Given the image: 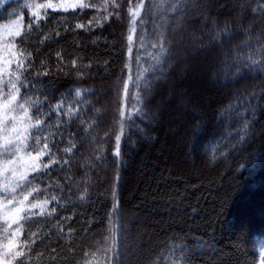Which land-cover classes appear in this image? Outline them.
Segmentation results:
<instances>
[{
	"label": "trees",
	"instance_id": "trees-1",
	"mask_svg": "<svg viewBox=\"0 0 264 264\" xmlns=\"http://www.w3.org/2000/svg\"><path fill=\"white\" fill-rule=\"evenodd\" d=\"M83 2L42 11L38 23L25 0L0 6V89L7 98L8 81L17 83L33 125L20 153L30 183L11 204L3 191L17 181L0 155V262L261 264L264 17L248 21L261 25L251 35L233 27L195 44L182 15L201 0H180L177 13L176 0H145L135 31L129 9L139 0ZM213 3L218 22L230 19ZM179 53L190 61L183 71ZM45 140L53 156L33 171L28 152ZM10 241L23 256H5Z\"/></svg>",
	"mask_w": 264,
	"mask_h": 264
},
{
	"label": "snow or ice",
	"instance_id": "snow-or-ice-1",
	"mask_svg": "<svg viewBox=\"0 0 264 264\" xmlns=\"http://www.w3.org/2000/svg\"><path fill=\"white\" fill-rule=\"evenodd\" d=\"M79 6L80 8H87L89 5L84 3L83 0H79V4H61V8H63L64 11H68L69 7L72 8V10H75ZM183 7V5L180 4V0H176V3L172 5V11L174 13H177L180 11V9ZM188 7L191 9V11H188L182 15V19L186 21V23L192 25L194 27V32L192 34V39L194 40L195 44H201L203 38H208L209 40H218L220 38L221 33L224 36H229L232 34L233 27L238 31L242 32L247 35H251L255 32H257L258 29H260L261 25L257 23H249L248 21L251 19L252 21H256L258 18L264 17V0H231L230 5H225L223 3V0H221L220 7H229L230 8V19H228L226 22L221 24L217 20V14L212 12V9L216 7V5L213 3V0H207V2H201L196 4H190ZM37 9H53V10H59L56 9L55 6L48 2L46 4H38L36 5ZM145 8V0H139V3L135 7V11L133 9H129V12L132 15V31H135V23L136 18L140 16L141 9ZM33 16L36 18V23L39 22V11H36L33 13ZM30 26L32 22L30 21ZM89 23H92L91 21ZM264 23V21H262ZM200 24L203 25L199 29V37L195 35V25ZM78 28H84L85 25L78 24ZM16 36H19L20 33L16 32ZM129 40L132 39L131 36L128 37ZM156 47V45H153ZM160 47H163V44L159 45ZM30 55V54H29ZM59 55V54H58ZM73 64H75V61H73ZM20 67H23L21 64ZM19 77H16V80L19 81ZM8 84L10 85L9 91L7 93V98H3V90L0 89V136L3 137V145L2 152H0V155H3L6 157L5 164L7 165L6 171H10L12 174L13 180H16V184L14 187L11 188L9 191L7 185L4 188L3 195L5 198L11 197L8 199V203L11 204L13 200L16 199V193L17 189H19L20 193L22 194L26 188L25 185L29 184V180L27 177V174L24 171H21L20 169L25 167V164L27 162L21 163L23 160V157L20 156V153L27 149L29 146L25 143V140L27 137L25 136V133L29 131L30 128L33 127L30 123H25V117L28 116V109L25 107V103L27 102H18V97L20 95V87H17V83L13 82L11 80L8 81ZM20 86L23 87L22 81L20 82ZM127 87V86H125ZM79 95V93H77ZM264 99V96L261 97ZM33 107L36 109L37 115L41 114V105L35 104ZM57 113L59 112V108L56 109ZM16 113H23V116L15 115ZM9 121H11V124L9 125ZM42 124V121L40 119L36 120L35 127H39ZM121 140V136H116L117 141V150L116 155L119 156V142ZM40 144V139L37 137L36 139V146L38 147ZM72 147H75L73 145ZM68 152H71L72 149H67ZM42 154L49 155L50 159L52 158L53 154L51 153L47 140H45L44 143V149L42 151H37L36 156L32 157L31 152H28V156L31 157V160L33 163H31L29 166L32 168L33 171H37V167L35 164V161L40 159V156ZM54 163H59V161H54ZM67 163V161H65ZM45 168H48V165H44ZM29 195H31V192H29ZM28 199V196L25 195L22 200H19L20 207H17L15 209V213L18 215L19 213L23 212L25 209L23 207L24 202ZM55 199V198H53ZM38 207L37 204H31V208ZM118 208V205H117ZM114 214L116 212V209L113 210ZM15 222V221H13ZM19 231V229H17ZM16 233H13V236H15ZM7 251L5 252V256L11 255L13 259L15 257L23 256V251L14 252V244L13 242H9L6 245ZM55 252V249L52 250ZM107 251L115 252L116 256H119L120 253L116 247L109 248ZM260 259L261 264H264V251H261L260 253ZM0 264H4V262H0ZM6 264H12V260H7ZM121 264H123V261L121 260Z\"/></svg>",
	"mask_w": 264,
	"mask_h": 264
},
{
	"label": "rangeland",
	"instance_id": "rangeland-1",
	"mask_svg": "<svg viewBox=\"0 0 264 264\" xmlns=\"http://www.w3.org/2000/svg\"><path fill=\"white\" fill-rule=\"evenodd\" d=\"M11 1H13V0H0V6H2V5H4V4H6L7 2H11ZM48 2H51L54 6H55V8L56 9H59V10H63V8H61V4H67V5H71V4H79V0H25V6H27V7H30V8H32V15H33V13L34 12H36V11H39V13L40 12H46V11H50V10H53V9H37L36 8V5H38V4H46V3H48ZM70 9H72L71 7H69V10ZM0 30H3V28H1ZM2 34L0 33V44H1V42H2ZM4 37V36H3ZM188 56L189 57H192L191 55H189V53H188ZM178 57H180V58H182V60H183V57H185V55L184 54H181V53H179V55H178ZM189 65H190V61H189V58L188 59H184L183 61H182V64H181V66H180V70L181 71H183L184 69H186V68H188L189 67ZM197 72V71H196ZM195 72V77H198L199 76V73H196ZM183 73V72H182ZM179 74H181V72L179 73ZM186 88V87H185ZM184 90V89H183ZM128 95V93L126 94V96ZM162 102H161V100L160 99H158L157 101H156V105L157 106H163L164 107V105L163 104H161ZM126 104V100L124 101V105ZM179 104V103H178ZM175 105H177V102L175 101L174 103H171V104H169V105H166V107L167 108H171V107H173V106H175ZM124 112H125V115L126 114H130V112H128L126 109H124Z\"/></svg>",
	"mask_w": 264,
	"mask_h": 264
}]
</instances>
